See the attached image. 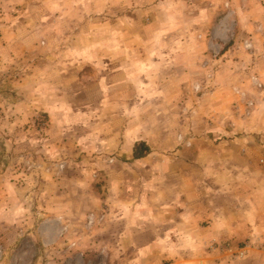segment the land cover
I'll return each mask as SVG.
<instances>
[{
    "label": "crops",
    "instance_id": "0c3cea01",
    "mask_svg": "<svg viewBox=\"0 0 264 264\" xmlns=\"http://www.w3.org/2000/svg\"><path fill=\"white\" fill-rule=\"evenodd\" d=\"M180 6L45 0L37 19L57 23V32L50 24L44 31L59 37L61 53L57 73L49 69L58 83L42 89L41 109L58 131L77 136L76 181L95 183L88 196L104 202L107 242L122 264H264L256 254L229 263L213 247L264 235V189L256 186V158L246 168L240 148L226 151L218 130L209 137L211 128L189 123L181 86L190 77L179 70L193 50L178 40L197 35L207 16L185 18ZM12 202L0 216L13 212Z\"/></svg>",
    "mask_w": 264,
    "mask_h": 264
},
{
    "label": "rangeland",
    "instance_id": "374dc122",
    "mask_svg": "<svg viewBox=\"0 0 264 264\" xmlns=\"http://www.w3.org/2000/svg\"><path fill=\"white\" fill-rule=\"evenodd\" d=\"M43 2L0 0V206L15 204L0 216V264H122L107 242L104 202L88 196L95 183L76 181L77 136L58 131L41 109L42 89L58 83L51 73L61 53L59 37L49 35L57 23L37 19ZM179 8L185 18L207 16L197 35L178 40L193 50L179 70L190 77L181 86L189 123L211 128L209 137L218 130L226 151L240 148L246 168L256 158L264 189V0H181Z\"/></svg>",
    "mask_w": 264,
    "mask_h": 264
},
{
    "label": "built area",
    "instance_id": "2783aa9c",
    "mask_svg": "<svg viewBox=\"0 0 264 264\" xmlns=\"http://www.w3.org/2000/svg\"><path fill=\"white\" fill-rule=\"evenodd\" d=\"M94 216L89 218V224H93ZM218 249L220 252L224 253V259L243 261L249 258L251 255L255 254V251L260 252V256L264 257V235H260L254 240H248V242L237 246L230 243H227L222 246H213ZM211 247V249L213 248Z\"/></svg>",
    "mask_w": 264,
    "mask_h": 264
},
{
    "label": "trees",
    "instance_id": "16d2710c",
    "mask_svg": "<svg viewBox=\"0 0 264 264\" xmlns=\"http://www.w3.org/2000/svg\"><path fill=\"white\" fill-rule=\"evenodd\" d=\"M147 151H148V150H147ZM138 156H139V157H142L143 155H142V154H140V155L137 154V157H138Z\"/></svg>",
    "mask_w": 264,
    "mask_h": 264
}]
</instances>
